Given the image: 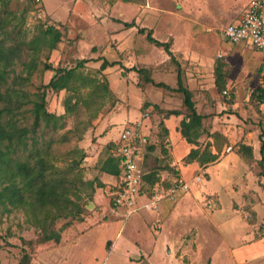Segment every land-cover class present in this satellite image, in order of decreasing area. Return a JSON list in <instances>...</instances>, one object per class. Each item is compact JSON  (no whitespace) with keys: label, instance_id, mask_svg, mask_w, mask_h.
Masks as SVG:
<instances>
[{"label":"rangeland","instance_id":"rangeland-1","mask_svg":"<svg viewBox=\"0 0 264 264\" xmlns=\"http://www.w3.org/2000/svg\"><path fill=\"white\" fill-rule=\"evenodd\" d=\"M249 1L0 0V37L6 45L19 47V60L30 58L32 51L25 41L41 28L52 24L61 31L54 48L37 52L36 68L20 86L29 98L44 91L46 111L62 116L57 127L40 123L35 131L38 146L48 150V161L66 178L72 148H81L85 152L83 178L104 182L94 188L101 203L97 205L94 194L92 200L84 201L81 221L67 223V218H58L54 222L52 228L60 233L58 243L40 242L41 230L26 221L21 209L0 212V264H91L89 255L101 254V239L114 234L129 218L138 216L158 230L166 220L159 212L163 203L189 204L193 210L170 224L179 228L174 229L178 233L171 248L182 263L264 264V102L254 92L264 86V53L250 43L232 44L221 32ZM130 21L134 25L124 27L123 22ZM139 28L151 30L159 41H168L173 57L150 43ZM82 58L87 61L78 71L89 83L80 86L73 80V86H80L78 93L44 87L55 71L43 69V62L53 68H70ZM102 58L115 64L100 70ZM217 65L223 74V90L215 84ZM14 68L16 75L25 76L20 61ZM178 72L197 112L204 115L199 149L207 145L219 152L216 160L206 164L186 161V154L196 145L187 143L179 131L186 113L181 93L155 85L175 88ZM67 96L71 102L78 99L71 115L64 107ZM31 106L27 103L19 109L20 126H31ZM169 110L179 113L167 114ZM128 122L137 123L148 140L142 154L140 199L144 202L155 194L161 198L155 208L146 209L139 202L137 211L121 217L109 210L108 188L114 180L99 170L98 163ZM103 133L111 136L99 143ZM241 144L251 147V155L238 151ZM179 179L188 183L189 190L175 186ZM89 222L102 224L85 230ZM104 243L108 249L110 241L103 239ZM167 249H162L164 256ZM239 250L244 252L240 256ZM117 257L112 258L113 264H128Z\"/></svg>","mask_w":264,"mask_h":264},{"label":"trees","instance_id":"trees-1","mask_svg":"<svg viewBox=\"0 0 264 264\" xmlns=\"http://www.w3.org/2000/svg\"><path fill=\"white\" fill-rule=\"evenodd\" d=\"M133 23V21L123 22V25L130 27L134 25ZM138 32L144 33L150 43L162 47L173 57L168 41L157 40L152 36V31L145 28H139ZM60 38L61 31L54 25L49 24L41 28L39 34L25 41L32 55L27 61H22L19 60V47L15 44L6 45L5 39L0 37V212H8L14 208L21 209L26 221L41 230L42 235L39 241H54L55 243L59 242L60 233L52 228L54 222L58 218H67V223L74 220L81 221L84 201L92 200L94 188L104 185L97 178H83L81 162L85 157V152L81 148H72L74 156L67 163V178L58 172L52 162L48 161L50 154L46 148L42 149L38 146L35 131L41 122L47 127L59 126L58 121L62 116L46 111L44 91L34 92V98H29V93L20 87L36 68L35 58L40 48L51 50L54 48V41ZM17 60L22 63L25 76L15 74L14 67ZM86 61L85 58L79 59L76 65L70 68H53L50 63L43 62V69L55 71L44 87L78 93V87L89 83L86 76L78 71V68ZM114 64L115 61L102 58L99 69L102 70ZM9 79L10 82H8ZM73 80L79 81L80 86H73ZM149 81L152 82V80ZM215 84L223 90L224 79L220 65L215 68ZM155 85L164 86L182 95V105L186 113L179 122V131L187 143L196 145L186 154V161L195 160L200 164H206L216 160L219 155L218 151H211L207 145L202 150L198 147V138L204 131L202 126L204 115L197 112L191 91L182 83L180 73H177L175 88L165 86L163 83H155ZM254 92L256 99L264 102V86L256 88ZM27 103L32 104V124L31 126H20L16 115L19 109ZM77 103L78 99L71 102V97L67 96L64 102L67 114H73ZM166 113L178 114L179 112L169 110ZM213 135L216 136V133ZM28 139H31V145ZM114 147V141H110L107 146L109 154L100 160L98 165L100 171L116 176L119 169L116 159L111 156V150ZM238 151L251 155V147L245 144H241ZM261 151L264 153V142L261 144Z\"/></svg>","mask_w":264,"mask_h":264},{"label":"built area","instance_id":"built-area-1","mask_svg":"<svg viewBox=\"0 0 264 264\" xmlns=\"http://www.w3.org/2000/svg\"><path fill=\"white\" fill-rule=\"evenodd\" d=\"M221 32L232 44L250 43L252 48L264 53V0H250L241 15L227 23ZM114 144L111 156L117 161L119 173L115 176L108 206L111 213L127 217L139 209L138 204L143 197L141 159L148 144L147 134L141 131L137 123L128 122L118 132ZM175 186L184 192L189 190L188 183L182 179L177 180ZM160 198L161 195L155 194L142 202L141 206L155 208Z\"/></svg>","mask_w":264,"mask_h":264},{"label":"crops","instance_id":"crops-1","mask_svg":"<svg viewBox=\"0 0 264 264\" xmlns=\"http://www.w3.org/2000/svg\"><path fill=\"white\" fill-rule=\"evenodd\" d=\"M106 118L104 120H106ZM109 136L111 135H109L108 133H103L97 139V141H100L99 143H105ZM117 136L118 134H116L114 138L115 140ZM141 160L142 166L143 155ZM106 174L108 176H111L115 181V175H111L108 173ZM113 188V185L109 187V192H111ZM93 194L95 200L98 201V205L99 203H101V198L97 195L96 191ZM159 212L161 214H164V218L166 220L164 219L165 222H162L163 225L161 223L160 228L158 227V230H155L152 226L150 227L148 223H146L144 220H141L140 217L136 216L131 217L123 222L120 228L114 234L103 237L99 242V252L101 253L100 256L98 257L92 252V254L89 255V261L91 262V264H113L112 258L117 256V258L123 259L128 264H184L181 260L177 259L175 254H173L172 252L173 249L171 248V246L176 242L178 233L175 232L174 229L178 231L179 228H173L170 224H173V220L179 215H184L186 217L189 216V213L193 212L192 207L189 206V204L184 203L182 205L178 204L175 206H170L168 203H163ZM145 216L146 218L148 217L147 214ZM95 224L100 225L102 223L89 222L85 227V230ZM126 229H128L129 231H126ZM103 239H106V241H110V246L108 249L107 247H105L106 243L103 244ZM163 247L165 251L167 248H170L167 249V256H164L162 253ZM239 251L241 254H238V256L244 253L241 250ZM97 258L99 259V263L96 262ZM152 259H157L160 261L158 263H154L153 261H151Z\"/></svg>","mask_w":264,"mask_h":264}]
</instances>
